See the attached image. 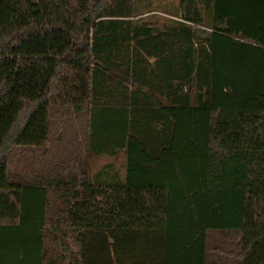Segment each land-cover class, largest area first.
Here are the masks:
<instances>
[{
  "label": "trees",
  "instance_id": "obj_1",
  "mask_svg": "<svg viewBox=\"0 0 264 264\" xmlns=\"http://www.w3.org/2000/svg\"><path fill=\"white\" fill-rule=\"evenodd\" d=\"M176 1L0 0V264H264V0Z\"/></svg>",
  "mask_w": 264,
  "mask_h": 264
},
{
  "label": "rangeland",
  "instance_id": "obj_2",
  "mask_svg": "<svg viewBox=\"0 0 264 264\" xmlns=\"http://www.w3.org/2000/svg\"><path fill=\"white\" fill-rule=\"evenodd\" d=\"M170 3L171 4L172 3L177 4V1L176 0H166V4H170ZM152 13L153 14L155 13L156 17H158V16H161V17L167 16L166 14H164V13H162L160 11H148V12H145V13L141 14V16H144V17L147 18V16L148 15L151 16L150 14H152ZM73 126L76 127V128H78L80 126L78 119H77V121L73 122ZM62 150H63L62 146L55 147L54 148V153L59 155L62 152ZM17 154H20V152L18 151ZM88 163H89V170H90L91 173H95L102 166H104V165H106L108 163H114L117 167H119L121 169L122 173L125 172V166H124L125 155L124 154H120L118 156L112 157V156H97V155H95V154H93L91 152V153L88 154ZM14 165L20 166L21 164L20 163H14ZM1 192H3L2 189H0V193ZM6 203H8V201ZM2 211H3V209H2V206L0 205V215H2Z\"/></svg>",
  "mask_w": 264,
  "mask_h": 264
},
{
  "label": "crops",
  "instance_id": "obj_3",
  "mask_svg": "<svg viewBox=\"0 0 264 264\" xmlns=\"http://www.w3.org/2000/svg\"><path fill=\"white\" fill-rule=\"evenodd\" d=\"M15 189H17V188H15ZM17 191V190H16Z\"/></svg>",
  "mask_w": 264,
  "mask_h": 264
}]
</instances>
